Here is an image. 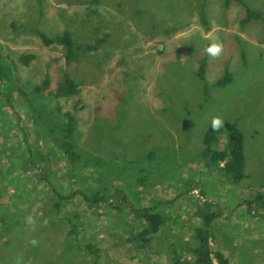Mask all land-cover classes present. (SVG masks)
Returning <instances> with one entry per match:
<instances>
[{
    "label": "rangeland",
    "instance_id": "rangeland-1",
    "mask_svg": "<svg viewBox=\"0 0 264 264\" xmlns=\"http://www.w3.org/2000/svg\"><path fill=\"white\" fill-rule=\"evenodd\" d=\"M35 31L48 37L66 31L75 50L91 49L65 65L63 49L41 45ZM214 42L224 46L217 58L204 52ZM27 54L33 58L20 65L18 57ZM0 66L8 71L6 84L0 82V264L187 260L200 202L218 213L208 229L212 249L230 264H264V205L245 211L254 196L264 201V0H0ZM225 72L230 81L217 86ZM62 74L77 94L52 95ZM45 76L47 87L34 91ZM66 115L75 151L88 166L63 182L66 169L53 142L62 137ZM214 116L242 133L245 178L235 185L200 156ZM224 143L223 133L215 147ZM28 155L48 158L46 166H26L46 181L20 170ZM50 158L58 182L47 171ZM140 175L147 178L143 206L154 202L161 216L144 246L130 241L137 195L120 211L104 204L91 211L72 196L57 213L45 203L48 194H38L48 192L47 184L64 195L108 182L130 187ZM28 215L37 220L35 231L24 223Z\"/></svg>",
    "mask_w": 264,
    "mask_h": 264
},
{
    "label": "trees",
    "instance_id": "trees-1",
    "mask_svg": "<svg viewBox=\"0 0 264 264\" xmlns=\"http://www.w3.org/2000/svg\"><path fill=\"white\" fill-rule=\"evenodd\" d=\"M247 16H253L258 18L257 15H253L249 11H247ZM198 21L203 28L207 27V23L205 20V16L202 12L198 14ZM37 38L39 39L41 45L48 46H59L63 49V59L65 65H69L77 60L78 56L81 52H84L86 49H91L90 46H85L83 49L81 46L74 49V45L71 41V37L69 33L66 31L61 34L54 35L52 37H48L39 31H35ZM33 58L31 54L23 55L18 57V63L22 66H26L28 62ZM204 69V61L201 60L197 69L198 78H202ZM8 80V71L3 66H0V82H5ZM230 81V75L225 72L221 79H219L215 84L217 86H224ZM48 85V77L45 76L42 82V85L34 87V91H41L45 89ZM7 89V88H6ZM10 91V88L7 89V92ZM77 87L72 82L67 74H62L61 78L57 81L54 90L52 91V95L54 97H63L69 98L75 94H77ZM20 96L21 91L17 90ZM22 95V94H21ZM8 99V95L6 96ZM8 104V102H7ZM10 104V103H9ZM27 121V120H26ZM31 128V127H30ZM72 116L66 115V123L63 125L61 129L62 137L57 138L53 142V146L55 148V152L59 154L58 159L62 160L65 165L66 172L61 175V179H69L71 178V172H76L77 170H82L88 165L81 159V156L75 151V147L72 143ZM32 129V128H31ZM33 131V129H32ZM225 134V143L221 148H216L215 144L217 139ZM37 139V136H35ZM24 142V140H22ZM202 160L209 164L210 166L216 167L223 176V178L229 182V184L235 185L245 178L244 172V158L242 153V133L238 128L229 122H224V127L219 132H214L209 125L208 128L204 131L202 135V151L200 153ZM29 157V155H28ZM46 156L40 155L38 160L30 159L24 160L23 163H20V170L27 171L31 176V179H34L37 182V176L43 181L46 179L43 178V173L35 172L33 167H26L30 163L33 165L34 163L43 162L46 166ZM34 161V162H33ZM50 163H55L51 158L49 160ZM55 164H53L52 171L47 170V167L44 170L48 172H53L52 177L54 181L58 182V178L56 176ZM57 167V166H56ZM102 168L107 169L110 167L106 162L101 165ZM18 168V169H19ZM39 171L40 169H36ZM64 174V175H63ZM1 170H0V178L3 179ZM72 179V178H71ZM81 179L90 178L86 175H81ZM54 185V182H50ZM65 183L70 187V184L65 181ZM147 178L144 175H140L136 178L134 185L130 187H114L111 182L107 184L102 183L99 184L95 188H91V186L85 187V189L74 188L70 194L64 195L60 193L54 186H50L47 184L46 187L49 188L48 192L39 191L38 194L47 193L48 196H44L46 198V204L51 205V208L54 212L60 210V205L68 202L72 196H76L82 203L86 204L91 211L100 208L102 204L107 207L112 208L115 211H120V208H129L130 199L134 196H138V200L136 203V208H131L132 213L135 214V219L137 223L136 232L131 234L132 242H136L139 246H144L153 235L158 231L161 224V216L159 213L155 212L153 206L154 202H151L150 206H143L145 190H146ZM44 187V188H46ZM123 189H126L128 193L126 194ZM1 195V192H0ZM56 197V198H55ZM55 198V201L52 202V199ZM48 199V200H47ZM258 198L254 196L250 201L246 202V210L249 211L253 209L251 205L258 206L264 205V201L262 204L257 200ZM62 203V204H61ZM146 203V202H144ZM215 206L209 204L208 202H200L195 211V216L199 222L198 227L193 230L194 237V249L191 255L187 256V260L173 259L170 264H230L228 260L224 257V255L218 250L212 249L209 245V233L208 229L212 224V221L218 217L217 211L214 209ZM130 209V208H129ZM128 209V210H129ZM74 234L73 231H70L69 234ZM85 251H89L92 255H96L97 250L92 249L89 244H85L83 247ZM84 252V251H83Z\"/></svg>",
    "mask_w": 264,
    "mask_h": 264
},
{
    "label": "clouds",
    "instance_id": "clouds-1",
    "mask_svg": "<svg viewBox=\"0 0 264 264\" xmlns=\"http://www.w3.org/2000/svg\"><path fill=\"white\" fill-rule=\"evenodd\" d=\"M224 51V46L222 43H212L211 45L207 46L204 49V52L209 55L210 57L213 58H217L220 57L222 55ZM211 129L214 132H219L223 127H224V120L222 117L220 116H214L211 119ZM194 191H198V190H194ZM24 223L28 226H30L32 231H35L36 229V225H37V220L32 216V215H28L24 218ZM48 221L45 220L43 222V226H47ZM33 246H37L38 245V240L36 239H31L29 241ZM17 264H20L19 259L17 260Z\"/></svg>",
    "mask_w": 264,
    "mask_h": 264
}]
</instances>
